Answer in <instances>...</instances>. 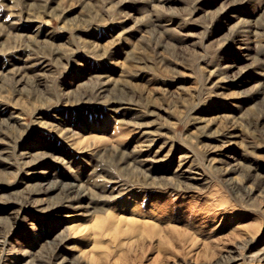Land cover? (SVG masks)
Masks as SVG:
<instances>
[{
	"label": "rangeland",
	"instance_id": "obj_1",
	"mask_svg": "<svg viewBox=\"0 0 264 264\" xmlns=\"http://www.w3.org/2000/svg\"><path fill=\"white\" fill-rule=\"evenodd\" d=\"M0 241V264H264V0H0Z\"/></svg>",
	"mask_w": 264,
	"mask_h": 264
},
{
	"label": "bare ground",
	"instance_id": "obj_2",
	"mask_svg": "<svg viewBox=\"0 0 264 264\" xmlns=\"http://www.w3.org/2000/svg\"><path fill=\"white\" fill-rule=\"evenodd\" d=\"M120 162H122L121 164L123 165L122 166V169L125 173H129L130 175H135L137 177V175H140L142 177L145 178V180L147 179V177H149L147 174H145V170H142L141 171H138L137 170V167H135V163L136 164H139L138 162L139 161H136L134 160V158H126V159H122L120 158ZM134 171H137L136 173ZM180 175L186 177V178H189L191 180H194V181H198V182H202L203 179L201 177V175L199 173H197L194 169L192 168H189V166L186 168V169H183L181 170V173ZM150 178V177H149ZM147 181V180H146ZM149 184V183H147ZM230 184H233V183H230ZM43 188L39 189V192L41 194H43L44 196L47 197V199L51 198V196H48L50 194H52L55 190H56V185H53L51 187H45V185L43 184L42 185ZM149 186V185H148ZM233 187V186H232ZM88 191L86 188H84L82 185L79 184V182L77 180H74L72 181L71 183L69 184H65L63 187H61V190L57 193V196H59V199H58V202H56V204L58 205V207L60 208H63V207H70L74 204H78L77 206L75 207H79L81 208L82 205L80 204V202H82L83 200H85L86 198H88ZM132 197V196H131ZM136 197V196H134ZM90 199V198H89ZM168 201V200H167ZM170 202V201H169ZM169 202H166V203H169ZM142 201H139V204L141 205ZM164 204V203H163ZM138 205V204H137ZM140 205H138V210H141L140 209ZM165 205H168V204H165ZM160 206V203H157V204H151L150 205V210H157V207ZM136 206H134V211H136L135 208ZM133 210V209H132ZM15 212V211H14ZM18 212V210H17ZM131 213H135L136 216L140 217V218H144L142 217V215L138 212H132ZM149 218L151 219H155L154 216L151 214L149 216ZM156 220V219H155ZM137 223H139L137 221ZM155 223V222H154ZM171 229V228H170ZM173 230V228H172ZM171 230V232H173ZM175 230V229H174ZM162 233V232H161ZM174 233V232H173ZM150 234V233H149ZM2 241H0V248L2 246L1 244ZM258 256H263L264 255V251L263 252H259L257 254ZM264 258V256L262 257ZM62 260V259H61ZM69 261V260H68ZM61 261H59L58 264H61L60 263ZM66 264V263H65Z\"/></svg>",
	"mask_w": 264,
	"mask_h": 264
}]
</instances>
